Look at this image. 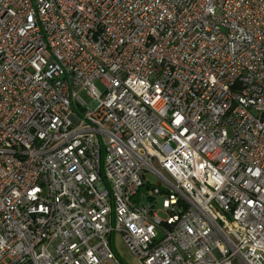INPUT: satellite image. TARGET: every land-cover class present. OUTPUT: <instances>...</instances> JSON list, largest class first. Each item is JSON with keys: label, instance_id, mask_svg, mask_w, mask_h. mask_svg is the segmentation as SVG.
<instances>
[{"label": "built area", "instance_id": "1", "mask_svg": "<svg viewBox=\"0 0 264 264\" xmlns=\"http://www.w3.org/2000/svg\"><path fill=\"white\" fill-rule=\"evenodd\" d=\"M118 234L264 264V0H0V264H122Z\"/></svg>", "mask_w": 264, "mask_h": 264}, {"label": "rangeland", "instance_id": "2", "mask_svg": "<svg viewBox=\"0 0 264 264\" xmlns=\"http://www.w3.org/2000/svg\"><path fill=\"white\" fill-rule=\"evenodd\" d=\"M80 96L83 98V100L87 104H90V100L86 97L85 93H81ZM148 180H150L154 184H156V182H157V179L153 176H149ZM160 202H161V199H159L158 207L161 206ZM159 216L163 219L166 218V216L163 214V212H159ZM115 251H116L117 256L119 257V260L123 262L122 264H139L138 258L135 257L131 253V251L127 247L125 241L123 240V238L120 234H118L116 236Z\"/></svg>", "mask_w": 264, "mask_h": 264}]
</instances>
